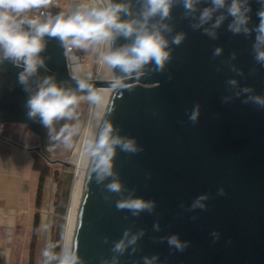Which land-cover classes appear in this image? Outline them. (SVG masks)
<instances>
[{"label":"water","instance_id":"obj_1","mask_svg":"<svg viewBox=\"0 0 264 264\" xmlns=\"http://www.w3.org/2000/svg\"><path fill=\"white\" fill-rule=\"evenodd\" d=\"M112 2L130 5L133 15L142 8V0ZM230 3L226 0L207 23L194 27L203 10L213 7L212 0H198L191 13L183 0H174L167 19L152 21L171 29L162 33L169 52L162 71L150 62L140 73L125 76L106 65L113 80L87 81L93 90L116 88L106 95L99 134L108 122L111 136L133 140L137 151L114 146L113 175L100 182L92 155L73 241L79 264H113L114 258L115 264H145V258L153 257V264H264V106L250 99L264 98V64L255 59L254 48L264 0H246L247 33L229 29ZM220 16L224 20L213 28ZM180 34L183 40L174 43ZM131 42L117 37L111 48ZM216 49L219 55H214ZM40 57L44 64L28 85L19 81L22 67L0 62V125L18 124L31 131L39 138L32 150L48 159L47 147L57 145L72 118L54 121L51 129L44 126L38 116L28 115L30 95L49 76L77 97L89 92L80 90L70 75L58 38H44ZM117 79L123 81L119 86L113 84ZM113 182L121 191L108 190ZM202 195L207 196L205 207L193 209ZM128 199L154 207L138 215L117 207ZM125 232L127 240L138 237L135 244L125 240L123 253L114 252ZM173 235L187 242L183 251L169 245Z\"/></svg>","mask_w":264,"mask_h":264},{"label":"clouds","instance_id":"obj_2","mask_svg":"<svg viewBox=\"0 0 264 264\" xmlns=\"http://www.w3.org/2000/svg\"><path fill=\"white\" fill-rule=\"evenodd\" d=\"M51 0H0V62L9 60L18 67H22L19 74L21 84L28 85L29 79L37 73L39 67L44 64L40 53L44 48V38H58L68 52L72 49H88L93 46L106 45L107 51L100 56V62L112 69H119L125 76L140 73L143 67L150 62L154 63L157 70L162 71L165 62L169 59V52L166 50L168 41L162 34L164 31H171L166 24L153 23L154 18L159 17L162 22L170 15L171 6L174 0H142V8L138 15H133L131 7L124 3H113L106 0L102 5L98 4H78L69 14L63 12L53 15L51 12L30 15L32 10L47 7ZM198 0H183L186 12L195 11ZM226 0H212V8H205L200 15V27L212 18L215 10L224 8ZM246 0H231L227 11L233 17L229 29L234 33L244 31L247 33L248 16L250 10L245 7ZM260 24L256 31V44L254 45L257 62L264 64V10L258 13ZM128 16V19H122ZM224 16L216 19L213 28L219 27L224 20ZM209 35L215 36L214 32L205 29ZM131 39L130 44L112 49L111 43L117 37ZM183 34L177 35L173 42L179 44L183 40ZM220 49H216L214 55H219ZM77 87L80 90H88L87 99L92 102H102L101 95L92 89L85 79H80L75 75ZM123 81L114 80L113 84L119 86ZM235 84V81H230ZM245 92L250 89H244ZM254 103L264 106V98L251 97ZM78 103L77 95L64 87L59 86L53 77L43 78L37 89L30 95L27 102L30 117H39L41 123L52 128L54 121L63 118H73L75 106ZM198 115L197 109L193 111L190 119L195 121ZM67 132L68 137L72 135V130L67 126L62 129ZM112 125L108 122L99 134V139L95 143L92 155L97 159L98 175L97 181H103L106 176H112V157L114 146L119 145L123 151L136 152L137 148L133 140L122 141L111 136ZM110 192L121 191V185L113 182L107 185ZM223 194V190H220ZM207 196L198 197L192 204V208L205 206L202 201ZM119 209H130L133 214L138 215L141 211H151L154 207L152 202L142 199H128L117 202ZM158 228V225L156 226ZM142 235V233H141ZM128 233L125 232L124 239L115 244L113 251L123 253L126 248L125 240ZM137 236H132L127 240L128 244H135ZM170 246L179 251L187 247V242L182 243L177 236L168 238ZM45 255H49L47 252ZM55 259V257H52ZM155 257L145 258V264H153ZM59 264H79V258L75 250H66L59 259ZM115 264V258L113 260Z\"/></svg>","mask_w":264,"mask_h":264},{"label":"rangeland","instance_id":"obj_3","mask_svg":"<svg viewBox=\"0 0 264 264\" xmlns=\"http://www.w3.org/2000/svg\"><path fill=\"white\" fill-rule=\"evenodd\" d=\"M65 1L67 0H55L54 4L61 5ZM79 4L91 3L89 0H84L79 2ZM90 48L93 49V52L89 57V66L94 70L100 45ZM90 104L91 101L87 97L85 99L84 95L79 96L78 103L75 106L77 116L73 117L67 125L72 130L71 137L66 139L68 133L61 131L57 145L47 147L48 154L46 153V155L49 160L45 157L44 160L48 162L51 174L46 178L44 183L41 205L38 208L36 206L35 213H39L40 223L35 239L34 264H59L66 226V216L74 183V168L68 160L73 155L72 145L76 144L80 138L81 124L85 114L89 111L88 109L91 108ZM0 133L2 135L5 133L11 137L16 135L14 138H17V142L23 143L24 145L27 144L31 148L39 145V138L22 125L8 124L0 127ZM57 160L68 162V164L55 162ZM46 252L49 255L46 256ZM52 257H55V259Z\"/></svg>","mask_w":264,"mask_h":264},{"label":"crops","instance_id":"obj_4","mask_svg":"<svg viewBox=\"0 0 264 264\" xmlns=\"http://www.w3.org/2000/svg\"><path fill=\"white\" fill-rule=\"evenodd\" d=\"M69 5L70 0L61 3ZM39 178L34 151L0 133V259L5 264H29Z\"/></svg>","mask_w":264,"mask_h":264},{"label":"bare ground","instance_id":"obj_5","mask_svg":"<svg viewBox=\"0 0 264 264\" xmlns=\"http://www.w3.org/2000/svg\"><path fill=\"white\" fill-rule=\"evenodd\" d=\"M97 75L98 81H111L114 79L111 78L107 71V67L104 64L100 65ZM112 89L116 88L101 87L95 90L101 95L102 102L96 103L91 101V108L88 109L89 111L87 114H85L81 124L80 138L76 144L72 145L73 155L68 161L74 168V183L66 216V226L63 236L61 257L66 250H73L77 218L85 188L88 168L92 159V151L99 136L105 98L108 91ZM84 96L85 99L88 97V95Z\"/></svg>","mask_w":264,"mask_h":264},{"label":"built area","instance_id":"obj_6","mask_svg":"<svg viewBox=\"0 0 264 264\" xmlns=\"http://www.w3.org/2000/svg\"><path fill=\"white\" fill-rule=\"evenodd\" d=\"M55 0H51V3L44 8H39L32 10L30 15H39L40 13H48L51 12L53 15L63 12L65 15L69 14L78 4L84 0H70V5L68 8L62 7L61 5H55ZM91 4L102 5L103 3L100 0H89ZM65 48V47H64ZM93 49H72L71 52H68L65 49L66 53V61L70 75L73 77L74 72L77 77L80 79H85L86 81H98L97 74L100 65V56L103 53V45H100L99 52L96 58L95 69L93 70L91 66H89V57L92 54ZM4 125H0L3 127ZM26 147L31 151L33 148L29 147L25 144ZM0 264H5L0 259Z\"/></svg>","mask_w":264,"mask_h":264},{"label":"trees","instance_id":"obj_7","mask_svg":"<svg viewBox=\"0 0 264 264\" xmlns=\"http://www.w3.org/2000/svg\"><path fill=\"white\" fill-rule=\"evenodd\" d=\"M5 133H3L4 137L11 139L13 141H16L17 138H14L16 135H13V137H11ZM34 168L38 170L40 173L39 186H38V191H37V200H36V206L38 208L40 207L41 202H42L43 187H44L45 180L51 174V170H50V166L48 162H46L44 160V157L37 152L34 153ZM39 223H40V215L39 213H35L34 224H33V234H32L31 246H30L29 264H34V247H35V239L37 236Z\"/></svg>","mask_w":264,"mask_h":264}]
</instances>
